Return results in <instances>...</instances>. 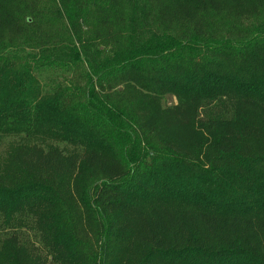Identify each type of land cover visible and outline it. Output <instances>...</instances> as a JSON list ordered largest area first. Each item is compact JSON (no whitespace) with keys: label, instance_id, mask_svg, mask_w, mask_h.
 I'll list each match as a JSON object with an SVG mask.
<instances>
[{"label":"trees","instance_id":"obj_1","mask_svg":"<svg viewBox=\"0 0 264 264\" xmlns=\"http://www.w3.org/2000/svg\"><path fill=\"white\" fill-rule=\"evenodd\" d=\"M8 136L0 264H264V0H0Z\"/></svg>","mask_w":264,"mask_h":264},{"label":"rangeland","instance_id":"obj_2","mask_svg":"<svg viewBox=\"0 0 264 264\" xmlns=\"http://www.w3.org/2000/svg\"><path fill=\"white\" fill-rule=\"evenodd\" d=\"M82 74V71L78 70L75 72V75L72 73H62L61 70H53V69H46L43 71H39L37 76L40 81L41 86L44 89V92H52V90H55L58 87L61 86H75L76 84H81L82 80H80L78 77ZM168 104H174L176 103V100L169 97L167 100ZM25 140L21 137L17 136H8V137H0V154H4L5 151L9 148L10 145L16 144L19 142H24ZM57 144V143H56ZM61 148H71L69 146L64 145L63 143L57 144ZM21 233L24 237V240L27 243H31L35 247H39L38 240L36 237V233H34L32 230L28 229H22ZM0 236H4V231L0 228Z\"/></svg>","mask_w":264,"mask_h":264}]
</instances>
